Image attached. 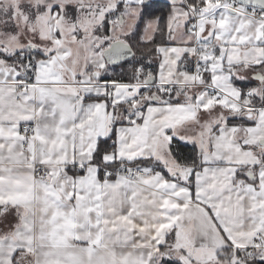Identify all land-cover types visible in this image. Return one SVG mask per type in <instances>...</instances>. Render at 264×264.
Wrapping results in <instances>:
<instances>
[{
	"label": "snow or ice",
	"instance_id": "1",
	"mask_svg": "<svg viewBox=\"0 0 264 264\" xmlns=\"http://www.w3.org/2000/svg\"><path fill=\"white\" fill-rule=\"evenodd\" d=\"M0 264H264V0H0Z\"/></svg>",
	"mask_w": 264,
	"mask_h": 264
},
{
	"label": "crops",
	"instance_id": "2",
	"mask_svg": "<svg viewBox=\"0 0 264 264\" xmlns=\"http://www.w3.org/2000/svg\"><path fill=\"white\" fill-rule=\"evenodd\" d=\"M156 2H163V3H165V0H156Z\"/></svg>",
	"mask_w": 264,
	"mask_h": 264
},
{
	"label": "trees",
	"instance_id": "3",
	"mask_svg": "<svg viewBox=\"0 0 264 264\" xmlns=\"http://www.w3.org/2000/svg\"><path fill=\"white\" fill-rule=\"evenodd\" d=\"M158 4H160V5H163L164 3L163 2H157Z\"/></svg>",
	"mask_w": 264,
	"mask_h": 264
}]
</instances>
